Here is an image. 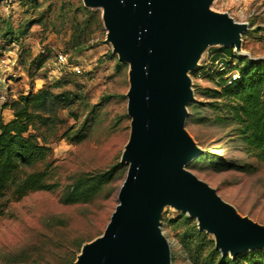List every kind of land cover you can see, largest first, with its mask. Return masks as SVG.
Listing matches in <instances>:
<instances>
[{
    "label": "rangeland",
    "instance_id": "1",
    "mask_svg": "<svg viewBox=\"0 0 264 264\" xmlns=\"http://www.w3.org/2000/svg\"><path fill=\"white\" fill-rule=\"evenodd\" d=\"M39 2V9L19 0L0 4V62L8 64L0 73L2 96L10 102L19 95L49 89L54 94L70 93L74 103L58 112L51 127L32 131L46 139L51 150L46 164L51 166V181L58 186L30 193L18 201L0 199V264H75L82 246L103 234L127 172L120 157L130 133L125 96L128 66L121 63L117 67L118 56L111 53L102 10L89 9L99 12L100 25H93L85 46L75 50L69 43L70 28L75 18H82V0ZM210 9L247 24L240 39L245 56L238 55L235 48L227 54L223 51L227 47L210 44L188 72L194 101L187 106L185 129L204 153L185 169L213 188L241 217L264 226V162L248 154L235 127L220 119L224 115L217 111L215 102L222 99L206 93L219 91L220 79L226 83L232 71L239 75L242 58L264 60V0H212ZM40 14L43 23L27 27ZM13 39L18 40L9 43ZM59 53L67 64L56 63ZM41 55L47 61L37 70L35 61ZM74 65L81 74L74 73ZM61 80L67 85L51 87ZM75 134L80 141H76ZM109 170H113L112 179L91 201L61 203L63 191L77 176L100 175ZM181 216L192 220L197 229L194 218L170 207L162 211L160 228L171 255L176 257L172 264H192L179 241L184 232ZM205 235L214 246L213 236Z\"/></svg>",
    "mask_w": 264,
    "mask_h": 264
},
{
    "label": "water",
    "instance_id": "2",
    "mask_svg": "<svg viewBox=\"0 0 264 264\" xmlns=\"http://www.w3.org/2000/svg\"><path fill=\"white\" fill-rule=\"evenodd\" d=\"M14 0H0L10 2ZM100 8L111 53L128 66L130 133L117 205L101 236L82 246L75 264H172L160 228L165 207L194 218L222 257L264 250V226L224 202L186 166L204 151L185 129L194 101L188 72L210 44L241 52L247 24L210 9L212 0H82Z\"/></svg>",
    "mask_w": 264,
    "mask_h": 264
},
{
    "label": "trees",
    "instance_id": "3",
    "mask_svg": "<svg viewBox=\"0 0 264 264\" xmlns=\"http://www.w3.org/2000/svg\"><path fill=\"white\" fill-rule=\"evenodd\" d=\"M19 1L30 4L33 9L41 7L39 0ZM81 12L82 18H75L70 28L69 43L75 50L85 46L93 25H100L99 12H92L83 6ZM43 19L44 16L40 14L35 20H31L27 27L30 24L43 23ZM17 40H9V43ZM223 51L232 54L231 48H223ZM241 60L243 66L239 69L237 80L226 85L224 80L220 79V90H210L206 93L214 99H222V102H215L217 111L224 115L220 119L235 127L234 132L248 154L264 162V60ZM46 61L47 57L41 55L35 61L36 69H41ZM121 65L117 60V67ZM123 65L127 67L126 64ZM218 75L221 77L222 73ZM65 85L67 82L61 80L51 87L57 89ZM73 103L74 98L70 93L54 94L49 89H41L36 93L19 95L17 99L2 104V109L11 110L12 118L5 121L0 115V199L18 201L30 193L50 191L58 186L56 182L51 181V166L46 164L51 152L46 146V139L40 138L41 136L32 131L39 130L40 127H51L58 119V112L69 109ZM75 137L76 141L81 140L77 134ZM113 175V170H109L100 175L83 173L77 176L63 191L61 203L91 201ZM181 217L184 232L179 241L192 264H264V250L245 253L233 259L222 257L214 250L212 241L207 239L205 233L197 231L192 220ZM175 259L172 253V263Z\"/></svg>",
    "mask_w": 264,
    "mask_h": 264
},
{
    "label": "built area",
    "instance_id": "4",
    "mask_svg": "<svg viewBox=\"0 0 264 264\" xmlns=\"http://www.w3.org/2000/svg\"><path fill=\"white\" fill-rule=\"evenodd\" d=\"M55 61L56 63H58L59 65H65L67 64L66 62V58L63 54L59 53L57 54V56L55 57ZM8 67V64H6L4 61L0 62V72H4ZM71 69L74 71V73L76 75L81 74L79 68L77 66H72ZM239 78V75L237 74V72L232 71L231 73H229V75L226 78V84L230 85L233 81L237 80ZM1 89V88H0ZM6 102L5 97L2 96V92L0 90V107L2 106V104H4Z\"/></svg>",
    "mask_w": 264,
    "mask_h": 264
},
{
    "label": "crops",
    "instance_id": "5",
    "mask_svg": "<svg viewBox=\"0 0 264 264\" xmlns=\"http://www.w3.org/2000/svg\"><path fill=\"white\" fill-rule=\"evenodd\" d=\"M1 73V72H0ZM0 81H3V80H0ZM8 83H11V81H8ZM4 87V85H0V88L2 89ZM0 115L2 116V118L5 120V121H9L11 118H12V112L10 109L8 108H5V109H2L0 108Z\"/></svg>",
    "mask_w": 264,
    "mask_h": 264
}]
</instances>
